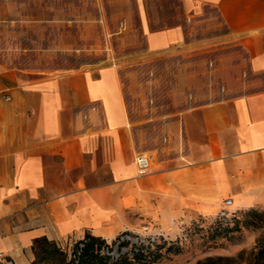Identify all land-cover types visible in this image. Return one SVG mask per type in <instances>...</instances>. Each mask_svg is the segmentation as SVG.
<instances>
[{
	"label": "crops",
	"instance_id": "1",
	"mask_svg": "<svg viewBox=\"0 0 264 264\" xmlns=\"http://www.w3.org/2000/svg\"><path fill=\"white\" fill-rule=\"evenodd\" d=\"M182 3L216 10L243 48L247 77L232 97L163 114L162 152L141 144L116 67L30 82L0 69V264H32L38 237L112 239L142 219L216 216L226 198L231 211L264 210V0ZM143 32L150 52L186 36L181 24ZM137 153L150 156V171L138 172Z\"/></svg>",
	"mask_w": 264,
	"mask_h": 264
},
{
	"label": "rangeland",
	"instance_id": "2",
	"mask_svg": "<svg viewBox=\"0 0 264 264\" xmlns=\"http://www.w3.org/2000/svg\"><path fill=\"white\" fill-rule=\"evenodd\" d=\"M146 23L150 29L181 24L184 43L148 51ZM226 34L213 7L188 12L182 0H0V69H12L30 82L70 69L94 74L105 65L116 67L141 144L162 152L163 114L177 113L186 101L232 97L244 89L246 57L241 44ZM255 212L260 215L236 211L228 225L217 216L195 213L165 224L142 219L135 228L105 239L100 251L113 259L126 256L134 264L208 263L218 256L233 259L218 264H244L240 253L246 256L264 239V210ZM125 233L128 239L119 241ZM76 244L67 241L59 251L43 250L40 244L35 262L75 264L70 259ZM138 251L143 254L135 255Z\"/></svg>",
	"mask_w": 264,
	"mask_h": 264
},
{
	"label": "trees",
	"instance_id": "3",
	"mask_svg": "<svg viewBox=\"0 0 264 264\" xmlns=\"http://www.w3.org/2000/svg\"><path fill=\"white\" fill-rule=\"evenodd\" d=\"M252 214L258 217V213L255 212L257 208H250ZM235 217V211H233L231 217L227 223H220L222 225L230 224ZM232 228H237L233 226ZM76 246L71 254V262L75 264H134V260L126 256H118L115 259L111 258L109 255L102 254L101 247L105 244V239L99 236H94L92 234L86 233L84 237L76 240ZM82 246L79 248V244ZM41 244L43 250H47L49 246L53 247L55 250L59 251L60 246L56 245L55 242L46 239L45 237H38L33 240L32 250L34 252V261L32 264H36L35 255L38 253L37 246ZM79 250V253H78ZM143 252L138 251L135 255H142ZM240 257H244V264H264V239H260L256 242L255 247H253L249 252L244 256V252L240 253ZM208 263L218 264L223 261H233L230 257L218 256V257H209L207 259ZM206 261H198L196 264H208ZM61 264H70L62 260Z\"/></svg>",
	"mask_w": 264,
	"mask_h": 264
},
{
	"label": "built area",
	"instance_id": "4",
	"mask_svg": "<svg viewBox=\"0 0 264 264\" xmlns=\"http://www.w3.org/2000/svg\"><path fill=\"white\" fill-rule=\"evenodd\" d=\"M3 98L5 100H8L9 96L8 95H3ZM134 162L136 163L138 172L140 174L146 173V172L150 171V169H151V158H150L149 155H147L145 153H137V154H135ZM230 203H231V199H229V198L224 199L223 203H222L223 204L222 207L217 212L216 216H217L218 220L221 223H227L229 218L231 217V215L233 213V211L229 210V208H228ZM124 239H126V240L128 239V236H127L126 233L119 236V241H124ZM152 239L154 240V237H152ZM81 246H82V244L80 243L79 244V248ZM78 253H79V250H78Z\"/></svg>",
	"mask_w": 264,
	"mask_h": 264
}]
</instances>
